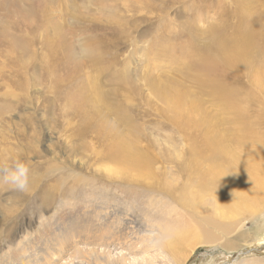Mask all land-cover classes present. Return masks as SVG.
Wrapping results in <instances>:
<instances>
[{"label": "rangeland", "instance_id": "1", "mask_svg": "<svg viewBox=\"0 0 264 264\" xmlns=\"http://www.w3.org/2000/svg\"><path fill=\"white\" fill-rule=\"evenodd\" d=\"M250 71L264 84V0H0V264L264 263V191L224 200L179 167L225 96L264 104ZM110 143L151 156L144 190L123 186L140 167L129 181L103 159ZM18 164L23 191L5 179Z\"/></svg>", "mask_w": 264, "mask_h": 264}, {"label": "bare ground", "instance_id": "2", "mask_svg": "<svg viewBox=\"0 0 264 264\" xmlns=\"http://www.w3.org/2000/svg\"><path fill=\"white\" fill-rule=\"evenodd\" d=\"M262 74L263 71H250V73L248 74L249 76H256V86L252 89L260 93H264V84L258 82V78ZM251 81L254 82V79ZM250 86L253 85L250 84ZM254 93L255 92H251V90L243 89L239 91V94L225 96L223 98V102L218 106V113L214 114L213 116H209L207 120L206 117L204 118L203 122L208 125L206 129L207 134L205 136L207 149L204 153L201 154L202 157L200 159L198 158L200 161L197 160L195 156V152L198 146H195L192 149V151L189 153V156L186 155V162L185 154H181V156L176 155L175 161L179 156V161L186 164L188 163L187 167H182L179 165L182 177L187 178V184L194 180V185H196L197 188H199V186H205L203 188L209 190L208 186H210L214 189L212 191H216L217 193H219V195L224 200L234 201L249 198L251 199L253 197L252 190L262 189L264 191V139L253 134V130L255 128L254 123L258 122L261 118H264V104L257 105L258 108L252 105L251 100L248 99V97L249 95L251 97ZM103 97L104 95L100 94V90L99 94L95 93L93 96L95 102L100 103L104 102ZM229 124L230 127H228ZM215 134H217L218 136ZM124 140L127 141L128 138L124 134H121L118 140V144H121ZM110 147L111 143L110 146L107 147L106 151L104 150L103 159L109 164L112 163L117 166V174L127 175L130 181L131 178L134 179L132 170H135V166L141 168H138L136 170L140 173L139 177L136 180V183L131 182L127 184L128 180H126V182H123V186L126 187L129 191L131 189L144 190L145 188L141 187L142 185L136 184H141L139 183V181L145 178L144 175L153 176V171L151 168V166H153L151 156L148 157L146 153H137L136 151H134L133 146H130V144L125 147L117 145V149L115 152H112ZM171 157H173V155ZM132 164L134 165L133 167L131 166ZM112 169L113 167H111L108 172L113 173ZM79 180H86V182L88 181L90 183H93L95 181L91 178L83 177V175L82 178H79ZM82 183H85V181H83ZM164 183L165 184L163 186L166 189L172 188L173 184L171 182L166 181ZM187 184H184L185 188L187 187ZM230 184H232V193L227 192V187ZM29 187L30 184H28L27 188ZM241 189L250 190V195L248 197L240 196L239 191ZM199 190H202V188H200ZM140 192L144 193V191ZM138 194L140 193L138 192ZM257 197L264 198V196L260 195V193L257 194ZM252 200L255 201L254 199ZM76 226L77 224L75 221L72 225L73 232L78 230V227L76 229ZM87 228L84 231V234H80V232L82 231L77 232L78 234L75 232L78 237L76 242L82 243L83 246L84 244H86L84 243V238L86 237L88 239L86 235L88 233L90 234ZM126 229H128V226H125V230ZM112 230L113 226L110 225V227H107V233H94L93 237H90V239H92L91 242L93 240H105L110 234H112ZM176 241L179 243L186 242L187 244H192L189 240L184 238H176ZM196 242L201 243L203 242V240H200V238L198 237L194 241V243ZM228 243L229 242H227L226 244ZM194 249H192L190 252L194 251ZM187 257L188 253L178 259H172V263L183 264ZM257 263L258 262H251V264Z\"/></svg>", "mask_w": 264, "mask_h": 264}, {"label": "clouds", "instance_id": "3", "mask_svg": "<svg viewBox=\"0 0 264 264\" xmlns=\"http://www.w3.org/2000/svg\"><path fill=\"white\" fill-rule=\"evenodd\" d=\"M5 179L11 180L19 190H26L28 187L29 169L24 164H18L14 170L5 168Z\"/></svg>", "mask_w": 264, "mask_h": 264}]
</instances>
